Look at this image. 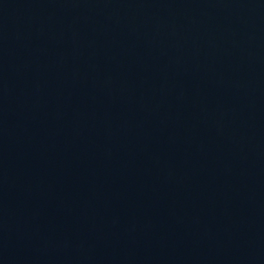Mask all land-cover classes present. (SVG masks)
Wrapping results in <instances>:
<instances>
[{
    "label": "water",
    "instance_id": "obj_1",
    "mask_svg": "<svg viewBox=\"0 0 264 264\" xmlns=\"http://www.w3.org/2000/svg\"><path fill=\"white\" fill-rule=\"evenodd\" d=\"M0 264H264V0H0Z\"/></svg>",
    "mask_w": 264,
    "mask_h": 264
}]
</instances>
